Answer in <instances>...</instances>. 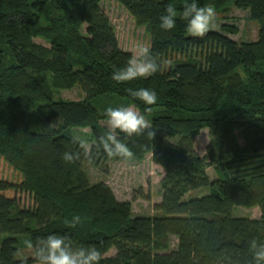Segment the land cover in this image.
I'll return each mask as SVG.
<instances>
[{
  "label": "trees",
  "instance_id": "trees-1",
  "mask_svg": "<svg viewBox=\"0 0 264 264\" xmlns=\"http://www.w3.org/2000/svg\"><path fill=\"white\" fill-rule=\"evenodd\" d=\"M103 1L0 0V233L7 235L0 264H36L34 253H13L20 252V237L49 234L95 245L100 264H251L249 240L264 241V0H195L249 11L260 27L250 42L231 38L237 30L228 25L203 38L187 36L182 11L193 0H116L146 27L151 53L166 62L157 74L123 84L112 73L131 51L123 49ZM168 5L176 8V25L164 31L159 17ZM77 86L81 100L54 99L55 91ZM142 87L157 93L155 105L127 92ZM110 95L150 118L154 136L126 142L135 158L150 154L163 168L156 206L162 214L135 215L131 202L86 171L92 163L108 173L109 163L123 160L96 147L107 109L96 102ZM76 127L91 128L93 158L67 164L63 153L76 147L69 133ZM206 128L210 141L201 156L195 139ZM202 188L210 192L188 198ZM19 192L32 195V207L21 206ZM235 206H257L261 216H235ZM76 215L81 223L68 227L65 220Z\"/></svg>",
  "mask_w": 264,
  "mask_h": 264
},
{
  "label": "clouds",
  "instance_id": "clouds-1",
  "mask_svg": "<svg viewBox=\"0 0 264 264\" xmlns=\"http://www.w3.org/2000/svg\"><path fill=\"white\" fill-rule=\"evenodd\" d=\"M176 17V8L168 5L165 13L159 17V27L164 31L172 30L176 25ZM182 17L187 21L186 31L191 37L203 38L215 28L214 6L200 7L195 0L191 3L185 2ZM165 63L154 56L148 46L138 43L131 49V58L127 64L113 71L112 80L123 84L142 78L147 79L162 71ZM127 92L147 106L157 103V93L154 90L143 87L136 90L128 88ZM151 111V107L145 109L146 113ZM103 115L106 130L99 136L96 147L102 149L108 158L130 161L134 153L126 141L132 137L145 135L152 138L155 134L152 123L146 115L132 106H109ZM46 129H49V126ZM72 144L76 147H69L63 153V160L67 164H75L82 158L92 160V150L87 139L74 136ZM65 223L68 227L75 228L81 223V217L73 216L71 220H65ZM24 245L34 253L33 258L36 264H100L103 259V253L98 247L76 244L67 235L49 234L36 240H25ZM248 251L252 256L251 264H264V241L253 237L248 242ZM13 255L21 256L22 254L17 251ZM21 264H26V260H22Z\"/></svg>",
  "mask_w": 264,
  "mask_h": 264
},
{
  "label": "rangeland",
  "instance_id": "rangeland-1",
  "mask_svg": "<svg viewBox=\"0 0 264 264\" xmlns=\"http://www.w3.org/2000/svg\"><path fill=\"white\" fill-rule=\"evenodd\" d=\"M227 7L226 10H216L215 28L211 31L222 32V27L228 25L237 30L235 34H228L231 38L238 42L256 41L259 38L260 27L257 22L252 20L249 11L238 9L233 3H229ZM102 8L110 17L123 49L131 51L138 43H142L150 48L151 38L146 27L138 26L131 14L119 2L116 0H104ZM187 36L191 37L188 33ZM37 41L45 43L41 39H37ZM82 98H84V95L79 86L72 90L61 89L54 92V99L56 100H81ZM122 104L121 98L115 95L102 97L96 102L97 107L101 109L108 108L109 106L119 107ZM147 119L150 121L149 117ZM101 123L105 126V120ZM158 132L161 135L167 136L165 131L159 130ZM69 133L72 136H80L87 139L91 150L95 145V140L89 127L72 128ZM209 141V129L207 128L202 130L196 137L195 147L201 156L206 155V147ZM108 170L109 172L105 173L92 163L86 164V171L92 182L103 181L107 183L119 200L132 203L135 215L155 216L162 214V211L157 210L156 206L162 201L161 180L164 176V170L153 161L150 154L142 160L133 156L130 161H112L108 165ZM208 173L212 179L217 177L213 167L208 168ZM209 192L208 188L193 190L188 195V198L203 196ZM17 197L22 207L33 206V197L30 193L19 192ZM234 215L259 218L261 211L257 206L253 208L235 206ZM6 237V234L0 233V244ZM25 240H28V238L20 237L21 257H33V252L24 245ZM177 244V239L172 238L170 248H176ZM114 253L115 250L110 252L111 255Z\"/></svg>",
  "mask_w": 264,
  "mask_h": 264
}]
</instances>
